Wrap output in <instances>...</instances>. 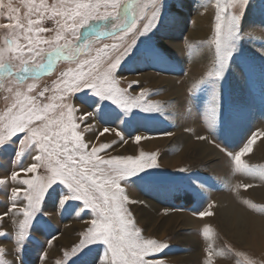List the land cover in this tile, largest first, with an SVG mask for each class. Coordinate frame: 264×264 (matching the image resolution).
Wrapping results in <instances>:
<instances>
[{"label": "rangeland", "instance_id": "rangeland-1", "mask_svg": "<svg viewBox=\"0 0 264 264\" xmlns=\"http://www.w3.org/2000/svg\"><path fill=\"white\" fill-rule=\"evenodd\" d=\"M79 2L86 0H0V25L24 26L0 27V62L12 65L11 75L0 70V115L26 96L40 99L38 93L45 88L50 89L46 97L59 95L53 89L64 87L62 74L70 80L78 67L61 58L50 71L24 74L21 79L25 61L44 63L46 53L67 40L85 46L81 62L106 49L100 65L106 70L133 35L114 73L118 87L132 96L144 93L143 99L159 110L124 108L88 89L71 94V103L78 109L76 117L87 116L76 120L77 131L89 145L87 151L110 144L98 154L101 158L156 157V166L121 182L130 201L126 207L142 237L168 245L147 257L153 260L148 264H264L261 236L248 228L253 218L264 222V0H237L234 9L230 0H153L151 5L138 0L148 8H137V28L147 22L142 17L148 9L156 15L147 32L113 33L109 18L89 20L73 35L71 22L55 15L53 8L62 11ZM221 9H226L221 13L225 20L234 10L237 14L236 35L222 66L215 54L216 15ZM29 20L37 22L30 33ZM57 21L66 24L61 33L66 40L55 39ZM204 22L206 29L201 31L199 24ZM41 27L48 31L37 32ZM101 30L105 35H98ZM26 34L42 50L39 56L29 55ZM16 44L22 51L16 50ZM88 126L90 130L84 131ZM134 137L142 139L137 143ZM17 152L15 141L0 147V179L6 180L0 185V231L6 232L0 235V246L6 250L0 258L11 264H61L74 243L85 242L80 234L90 226L92 216L82 212L81 202L74 199L61 205L67 190L57 185L43 200L26 237L17 240L18 220L23 216L13 215L10 190L26 186L11 181V173L17 172L19 181L42 171L23 172L21 168L34 161L27 153L18 158ZM224 202L235 209L230 231H241L244 241L231 232H219V222L230 217L218 209ZM4 212L9 216L2 217ZM105 252L102 242H94L66 264H102Z\"/></svg>", "mask_w": 264, "mask_h": 264}, {"label": "snow or ice", "instance_id": "snow-or-ice-1", "mask_svg": "<svg viewBox=\"0 0 264 264\" xmlns=\"http://www.w3.org/2000/svg\"><path fill=\"white\" fill-rule=\"evenodd\" d=\"M61 2L64 3V0ZM230 2L234 9L237 0H230ZM152 3L153 0H148V4ZM148 4L141 5L138 0H86V2L76 3L75 8L66 5L62 11H57L54 7L53 12L63 20L71 22L73 35L89 20H108L109 18L113 21L111 25L113 33L131 32L134 34L141 30L147 32L156 21L155 12L148 9L142 17L147 22L143 23L142 28L136 26L137 8L140 7L143 11L148 8ZM122 5L124 6L123 13L120 11ZM9 10L17 11L11 7ZM225 11L226 9H221L216 15L215 54L217 64L221 66L230 55V42L236 35L237 22L235 10L227 15L226 20L221 15ZM7 18L17 19L14 16ZM34 23L37 22L28 21L27 31L29 33L33 31L31 26ZM57 24L59 28L56 32V41L66 40L61 35L66 24L61 21H57ZM0 27L23 28L24 26L17 22L15 25H0ZM36 31L44 32L48 29L41 27ZM98 35H105V33L101 30ZM84 36L86 37L87 33ZM25 39L28 40L29 55L35 53L39 56L42 50L38 51L33 46L31 36L26 34ZM132 42L133 35L131 42L124 47V51L108 63L106 70L100 66L104 55L107 54L106 49L99 51L96 57L81 62L79 56L86 51L85 46L79 43L73 45L67 40L63 44L57 43L56 47L46 53V62L29 63L25 61L19 75L23 79L24 74L50 71L54 62L61 58L76 62L78 67L70 80L67 79L66 73L62 74L60 82L64 84V87L57 86L53 89L59 95L46 97L45 93L50 89L45 88L38 93L40 99L26 96L23 101H19L17 105L10 108L5 115H0V147L15 141L18 149L17 157L27 153L34 161L30 166L22 167L21 170L33 174L42 170L39 175L19 181L18 173H11V181L26 186L24 188L14 187L10 190L11 209L16 210L13 215L22 213L23 216V219L18 220L17 240H23L26 237L31 222L42 208L43 200L57 185H62L67 190L61 197V205L74 199L81 202L82 212L90 213L92 216L90 226L80 234L85 238V242L74 243L70 250L63 254L64 259L61 264H66L73 254L94 242H102L106 246L102 264H148L153 260L147 257L162 252L168 246L154 239L142 237V230L136 226L131 211L126 207L130 201L125 189L121 186L125 177L144 168L156 166V157L154 155L146 157L140 154L139 159L133 156L101 158L98 154L110 148L112 146L110 144L100 145L99 148L92 147L90 152L87 151L89 145L84 141L82 134L77 131L80 125L76 123L77 119L86 120L87 116L76 117L75 113L78 109L71 103V94L88 89L124 108L143 106L159 110L158 106H153L143 99L144 93L132 96L128 89L118 87V80L114 73ZM115 47L113 45V49ZM15 48L17 51H22L18 44ZM9 50L11 51V47ZM0 70L11 75L12 65L0 62ZM216 75H219V72ZM29 88L31 91V86ZM90 128L91 126L85 127L84 131H89ZM123 139L121 135V140ZM141 139L134 137L137 143ZM5 184L6 180L0 179V185ZM20 201L24 203L18 206ZM77 215H80V212H77ZM7 216L9 212L2 214V217ZM4 234L6 232L0 231V235ZM5 253V248L0 246V257L5 256ZM0 264H11V262L0 258Z\"/></svg>", "mask_w": 264, "mask_h": 264}, {"label": "bare ground", "instance_id": "bare-ground-1", "mask_svg": "<svg viewBox=\"0 0 264 264\" xmlns=\"http://www.w3.org/2000/svg\"><path fill=\"white\" fill-rule=\"evenodd\" d=\"M206 16H207L206 14L204 16L202 15V18L203 19H206ZM205 25H207V23H205V22H204V24L203 23H200L199 24V27H200L199 29L201 31H205V29H206V26ZM221 197H223V196L221 195ZM218 209H220L222 215H224V214L225 215L226 214H230V217L227 218L228 221L227 220H223L222 221L223 223L221 221L219 222V224H221L220 226L222 227V230L220 231V229H219V232H222V233H224L223 235H226V233L231 232L230 231V228L233 229V227L231 226L232 225L231 223L235 219L234 218L235 217L234 205H232L231 203H228V202H224V203H222V204L219 205ZM168 218H170V217H168ZM171 219H172V217H171ZM229 220L232 221V222H230V224H229ZM248 226H249L248 228L250 229V231H252L254 233H257V234H259V236H261V239L263 241L262 243H264V222L261 221L258 218L257 219L256 218H253V220L251 221V223L248 224ZM231 233H233V234H230V236H233V237L235 236L237 239H239V241L240 240H243L244 241L245 236L243 235V233L241 231H234V232H231Z\"/></svg>", "mask_w": 264, "mask_h": 264}]
</instances>
